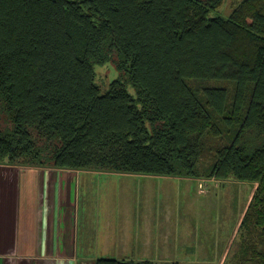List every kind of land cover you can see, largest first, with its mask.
<instances>
[{
	"label": "trees",
	"instance_id": "obj_1",
	"mask_svg": "<svg viewBox=\"0 0 264 264\" xmlns=\"http://www.w3.org/2000/svg\"><path fill=\"white\" fill-rule=\"evenodd\" d=\"M223 2L0 0V164L250 182L225 264H264V0Z\"/></svg>",
	"mask_w": 264,
	"mask_h": 264
},
{
	"label": "crops",
	"instance_id": "obj_2",
	"mask_svg": "<svg viewBox=\"0 0 264 264\" xmlns=\"http://www.w3.org/2000/svg\"><path fill=\"white\" fill-rule=\"evenodd\" d=\"M135 175L0 164V264H96L132 252L146 258L171 251L179 226L170 215L147 217V193L132 218L126 177Z\"/></svg>",
	"mask_w": 264,
	"mask_h": 264
},
{
	"label": "rangeland",
	"instance_id": "obj_3",
	"mask_svg": "<svg viewBox=\"0 0 264 264\" xmlns=\"http://www.w3.org/2000/svg\"><path fill=\"white\" fill-rule=\"evenodd\" d=\"M238 1L224 0L212 14L229 16ZM96 71L103 91L120 76L112 62L98 64ZM130 90L135 92L133 86H130ZM212 161L213 153H206L203 164L209 165ZM204 178L208 180L200 183L199 179L194 178L167 179L141 174L126 177V199L131 206L135 205L130 209L132 218L134 212L140 213L136 211L141 202L139 198L147 193L146 197L151 198L152 203L146 211L147 217L157 221L170 215L174 224L179 226V236L174 239L171 251L150 253L146 258L159 263L225 264L236 238L239 221L251 202L255 187L250 182L226 180L218 183L211 177L204 175ZM184 224L186 227L189 225L190 235L185 232ZM142 255L140 257L132 252L126 254V258L146 259L145 253Z\"/></svg>",
	"mask_w": 264,
	"mask_h": 264
}]
</instances>
